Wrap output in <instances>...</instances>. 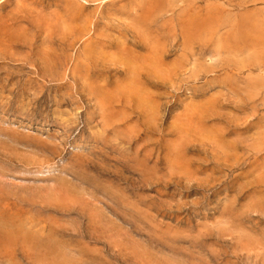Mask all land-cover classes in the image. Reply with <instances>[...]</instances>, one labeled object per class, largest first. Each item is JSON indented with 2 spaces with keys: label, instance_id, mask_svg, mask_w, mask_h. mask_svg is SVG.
Instances as JSON below:
<instances>
[{
  "label": "rangeland",
  "instance_id": "obj_1",
  "mask_svg": "<svg viewBox=\"0 0 264 264\" xmlns=\"http://www.w3.org/2000/svg\"><path fill=\"white\" fill-rule=\"evenodd\" d=\"M0 264H264V0H0Z\"/></svg>",
  "mask_w": 264,
  "mask_h": 264
}]
</instances>
